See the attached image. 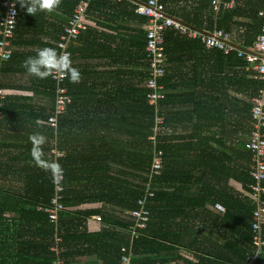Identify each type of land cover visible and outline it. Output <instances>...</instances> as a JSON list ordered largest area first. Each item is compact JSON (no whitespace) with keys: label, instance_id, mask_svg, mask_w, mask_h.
Segmentation results:
<instances>
[{"label":"trees","instance_id":"1","mask_svg":"<svg viewBox=\"0 0 264 264\" xmlns=\"http://www.w3.org/2000/svg\"><path fill=\"white\" fill-rule=\"evenodd\" d=\"M12 1L18 16L11 41V55L0 67V86L24 93L9 94L0 102V128L6 124L8 130H2L0 147L12 148L15 152L8 162H0V167L15 165L16 170L25 172L23 178L27 182L31 178L34 185L28 186V191H17L14 185L0 184V264H54L56 254L50 246L55 233L61 237L58 247L63 257L65 240L70 237L67 233H71V230L61 229L59 219L70 216L74 226L81 224L83 227L85 215L101 213L98 208L88 211L69 209L70 201L75 204L84 198L117 206L124 213L119 215L107 211L106 216H100L107 224L117 228L112 237L108 234L110 244L111 241L116 243L111 245L114 253L111 264H120L123 253H130V264H245L247 256L255 249L251 224L255 205L249 197L253 161L245 141L250 130L251 97L256 94L260 82L249 77L243 59L234 52L225 54L213 48L215 58L223 60L225 66L229 67L227 69L226 66V70L220 67L218 72L223 69L229 82L215 80L211 87L215 92H210L209 96L195 100L184 98L191 105H174L173 99L176 97L169 92L156 104H149L144 88L137 98L132 99L133 104L119 102L117 107L121 109L116 112V118L109 113L110 108L107 110L110 105H102L100 112L88 109L82 112L78 108L79 103L85 100L81 98V92L87 91L84 83L71 82L64 76L58 86L51 76L38 79L23 67L24 59L34 55L36 49L48 46L57 50L56 42L64 33L68 16L79 0H60L52 11L40 10L34 14L27 13L20 0ZM161 1L167 13L198 28L202 15L208 27L211 28L213 23L224 29L240 23L235 18H245L240 23L244 26V46L251 45V35L256 36L262 23L257 11L264 0H235V6L220 10L216 19L211 0ZM100 2L105 8L129 7L128 14L139 15L143 21L146 19L134 11L135 4L130 0H90L87 13L93 4ZM187 6L189 8L186 10ZM2 11L3 7L0 6V14ZM179 11H183V17L178 15ZM87 32L88 27L70 43L71 57L76 50L80 51L79 41ZM89 36L93 37L91 34ZM143 40L138 46L142 49L139 58H144L145 34ZM197 43L203 45L194 37L167 30L165 53L168 65L181 58L185 47L190 48ZM165 68L166 73L159 81L165 86L164 89H171L174 82L167 72V64ZM18 74L25 77L22 83H15ZM221 86L226 92L228 89L233 91L229 99L221 95ZM60 87L65 88L63 94L70 98V102L63 112L57 114L55 105ZM238 92L241 93L240 97L234 94ZM19 97L21 101L17 100ZM180 99L183 101L182 97ZM86 101L90 102L89 99ZM52 115H56L55 127L47 122ZM157 116L162 117L160 123L156 122ZM11 122L18 126H11ZM175 123L182 128L178 130ZM84 124L94 129L89 133L96 132L97 126L110 129L113 124V129L116 127L115 135L110 136L109 131L100 134L97 148L86 147L83 141L78 145L71 144L70 140L77 141L75 130H80ZM36 134L45 137V142L38 147L30 139ZM91 141L88 143L92 144ZM66 145H70L72 150H68ZM53 148L62 153L55 155L51 151ZM158 150L162 153L161 170L158 174L150 175L153 153ZM21 158L31 161L20 162ZM54 163L65 171L62 198L65 206L59 212L56 228H52L45 211L36 208L37 205L47 204L52 195ZM81 170L84 175H92L90 179L95 185L74 183L73 175ZM230 177L239 181L242 188L240 193L232 187L221 185L227 184ZM192 184H197L198 193H190ZM32 188L35 190L32 191ZM147 188L154 189V195L146 196L149 219L145 226L139 227L135 216L124 210L138 209L137 199L145 194ZM75 192H80L81 196H75ZM168 198L171 202H180L181 207L163 205ZM192 201L195 203L190 206ZM206 203H220L224 210H208ZM23 210L41 214L45 222L52 225L48 227V239L34 243L24 237L26 233L17 227L16 222L17 217L24 216ZM75 213L78 216L73 221ZM177 217L180 220H173ZM261 237L264 239V224ZM180 247L192 252L194 259L182 256ZM253 264H264V245Z\"/></svg>","mask_w":264,"mask_h":264},{"label":"crops","instance_id":"2","mask_svg":"<svg viewBox=\"0 0 264 264\" xmlns=\"http://www.w3.org/2000/svg\"><path fill=\"white\" fill-rule=\"evenodd\" d=\"M178 4L183 3L179 2ZM188 8L189 7L187 6L186 10ZM128 9L129 7L111 8L106 6L105 8L100 2L98 5L93 4L91 10L87 13V17L90 21L88 32L83 40L79 41V46H81L80 51L76 50L71 57L72 65L80 71V83H84L87 86V91L81 92V98L83 97L85 100H90V102H85L84 100L79 103L80 106L78 109L81 108L82 112L83 109L84 112H86V109L93 112H100L102 105L105 107L110 105V107H107V110L110 108L109 113L116 118V112L121 109L117 107L119 102L128 101L131 103L132 99L137 98V94L145 88L144 82L147 77V67L144 58H139V56L142 55V49L138 47L142 44L141 42L144 41L143 25L145 21H143L142 17L139 15L137 16L132 13L128 14ZM178 15L183 17V11H179ZM216 15L217 14H214V19H216ZM235 19L240 23L246 20L245 18ZM200 22L201 26L199 28L211 29L213 27V23L211 24V28L208 27V22L204 19L203 15L200 17ZM240 23L225 28L230 32L232 40L244 46L245 41L242 37L244 26ZM88 34H91L93 37H90ZM251 37L253 41L255 34H253V36L251 35ZM247 41L248 39L246 42ZM184 51L185 52L180 55L181 58L176 59L169 65L167 61L165 63V66L166 64L169 66V71L167 72L168 74H171V80L174 82V86H172L171 89L165 88V91L175 95L176 98L173 99L174 105H191V103L185 101L187 97H191L195 100V98L201 96H209L210 92H215V90L212 89L215 80L218 81V79H221L222 81L229 82L228 75L222 71L223 69L226 70L227 65L225 66L223 60L215 58L216 54L214 53L213 48H207L204 45L197 43L190 48L185 47ZM220 67L223 69H220V73H218ZM228 68L229 67L227 66V69ZM221 89V95H226V98L229 99L233 91L228 89L226 92L222 86ZM14 93L19 94L18 92H13L12 94ZM234 94L238 97L241 96L240 92ZM130 97L131 101L129 100ZM180 97L183 98L184 102L181 101ZM35 99L36 98H34V100ZM17 100L21 101L20 97ZM194 104H196V102ZM125 106H127V104ZM110 119L112 120L113 118ZM10 125L18 126L15 122H11ZM5 126L6 124L1 126L0 135L3 131H8ZM174 126H176L178 130L182 128L180 124L175 123ZM95 128L96 130L98 129L96 132L89 133V130L94 129L90 125L84 124V126L80 127V130H75L77 134L75 135V138H77V141L70 140L69 142L78 145L80 141H83L86 147L93 146L97 148L100 134L102 135L105 131H109L110 136L115 135L114 132L116 127L113 129V124L110 129L101 126ZM118 132L121 133V131ZM87 138L88 140L86 141ZM26 140L27 138L23 139V141ZM4 141L5 143L8 142L7 140ZM90 141L93 145L88 143ZM66 147L68 150H72L70 145H66ZM90 152L93 154L92 150ZM14 153L15 152L12 148L9 150L7 147H0V162H8L10 156ZM28 161H31V159L21 158L20 160V162ZM4 166L0 167V184L6 186L14 185V189H17V191H22V189L26 191L28 186L34 185L32 184V181H30L32 180L31 178L28 182L23 178L25 172H21V169L16 170L14 168L15 165H10L9 167L6 165ZM82 171L83 170L76 172L73 175L74 183L78 182L79 185H95V182L90 179L92 175H84ZM223 172L224 171H222V173ZM223 175H225V173H223ZM93 177L95 178L96 176L93 175ZM221 185H226L227 188L232 187L233 190L239 193L242 190L239 181L232 177L228 178L227 184L221 183ZM33 190H35V188H32V191ZM199 191L197 184H192L190 193L195 194ZM33 193H36V191ZM75 196L79 197L81 196V193L75 192ZM79 200L80 201L75 204H71L70 201L69 209L88 211L92 208H98L101 213H90L85 215L82 222L83 227L81 224L74 226L75 224L70 220V216L65 215L61 217V219L58 218L61 229L71 230V233H67L70 237L65 240L66 243L63 247L65 255L62 259L65 261V264H111L114 256L111 245L114 241H111L110 244L108 234L112 237L117 228L113 225L107 224L103 217H101L100 220H96L94 216H106L107 211L119 215H124V213L121 211L122 209L117 206H111L102 201L87 198ZM194 203L195 201H192L190 206ZM163 205L174 208L181 207L180 202H171L170 198H168L166 202H163ZM206 206L208 210L219 212L213 204L206 203ZM36 208L42 210L39 205H37ZM23 211L24 216H21V218L17 217L16 222L17 227L26 233V236L24 237L28 239L30 238L34 243H41L42 240L48 239V227L52 225L45 222V219L41 214L35 213L32 210L28 212L26 210ZM77 216L78 215L75 213L73 221H76L75 219ZM79 216L82 215L79 214ZM173 220L177 221L180 219L177 217ZM74 227L82 232L75 231ZM102 233H105L106 235L103 236ZM91 234H96L97 236L93 237ZM98 234L100 236H98ZM179 253H181L182 256L194 259L192 252L184 247L179 248Z\"/></svg>","mask_w":264,"mask_h":264},{"label":"built area","instance_id":"3","mask_svg":"<svg viewBox=\"0 0 264 264\" xmlns=\"http://www.w3.org/2000/svg\"><path fill=\"white\" fill-rule=\"evenodd\" d=\"M135 4L134 11L145 16L143 25L145 34L144 60L147 67V77L145 79V97L149 104H156L159 99L164 98L166 91L160 78L165 73L166 53H165V34L167 30L187 37L198 39L205 47L221 50L225 54L234 52L245 62V70L249 72V77L260 82V86L254 96L251 97L250 106V130L245 141V147L252 153V169L250 175L252 181L249 183V197L255 205L252 212L251 224L253 231V244L255 249L253 253L247 256L245 264H253L256 256L261 252L264 245V239L261 237V227L264 224V1L262 7L258 9L257 14L262 18L258 33L250 46H243L232 40L231 34L227 29L213 25L211 29H204L185 23L182 19L174 17L166 12L164 3L161 0H130ZM90 0H79L70 16H68L64 33L56 42L57 52L70 54V43L76 39L82 30L90 24L87 17V9ZM235 0H211L212 10L217 14L220 10L233 8ZM3 11L0 14V67L4 60L11 55V41L14 37V31L17 23L18 11L12 0L1 2ZM56 80L58 86L64 78L63 74L54 73L51 76ZM13 89L0 86V102L7 95L12 94ZM65 88H59L56 99V113L64 111L65 105L70 102V98L63 94ZM162 117L157 116L156 122L160 123ZM49 125L55 127L56 115L48 117ZM55 155L62 152L51 150ZM161 151L153 153L150 175L158 174L161 170ZM64 169L53 165V192L47 204L39 207L47 214L48 221L57 227L59 212L64 208L62 203L64 189ZM154 189H146L145 194L137 199L138 209L124 212L135 216L137 225L143 227L149 219V209L146 206L147 197L153 196ZM217 209L223 211L224 207L220 203H215ZM100 220V216H94ZM61 237L55 233L54 242L50 249L55 251L54 264H63L62 256L59 252V242ZM120 264H130V253L121 255Z\"/></svg>","mask_w":264,"mask_h":264},{"label":"clouds","instance_id":"4","mask_svg":"<svg viewBox=\"0 0 264 264\" xmlns=\"http://www.w3.org/2000/svg\"><path fill=\"white\" fill-rule=\"evenodd\" d=\"M59 3L60 0H20L21 6L29 14L40 10L50 12ZM23 67L27 73L38 79L47 78L54 73L67 76L71 82H78L80 79V71L72 65L70 54L67 52L60 54L53 47L45 46L36 49L34 55L24 59ZM30 139L37 147L45 142V137L38 134Z\"/></svg>","mask_w":264,"mask_h":264},{"label":"rangeland","instance_id":"5","mask_svg":"<svg viewBox=\"0 0 264 264\" xmlns=\"http://www.w3.org/2000/svg\"><path fill=\"white\" fill-rule=\"evenodd\" d=\"M24 79H25V77H20V75L18 74V76H16L15 83H20V82L22 83L24 81ZM16 92H21L22 94L24 93L22 90L21 91H16Z\"/></svg>","mask_w":264,"mask_h":264}]
</instances>
